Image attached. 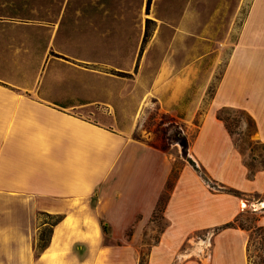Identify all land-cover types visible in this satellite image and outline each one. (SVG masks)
I'll use <instances>...</instances> for the list:
<instances>
[{
	"label": "crops",
	"instance_id": "1",
	"mask_svg": "<svg viewBox=\"0 0 264 264\" xmlns=\"http://www.w3.org/2000/svg\"><path fill=\"white\" fill-rule=\"evenodd\" d=\"M199 2L205 9L198 13L153 16L157 23L183 24L149 35L153 43L166 37L167 54H182V63L174 57L167 62V77L159 75L142 91L135 83L116 93L105 71L121 48L106 40L121 35L107 29V10L98 20L89 13L68 17L64 9L55 16L33 15L31 0H0V264H136L137 239L173 165L171 154L133 136V114L149 97L178 123L200 116L188 151L209 179L182 163L149 264L175 260L176 249L194 232L212 228L223 231L214 264L218 259L233 264V240L241 264L239 239L231 237L241 228L219 227L253 206L247 204L248 194L259 193L258 205L264 208V169L249 173L216 113L222 107L242 109L264 141V0H250L236 30V16L223 13V0ZM90 3L100 7L105 2ZM156 3L152 6L166 5ZM145 5L148 9L149 2ZM187 5L197 6L193 1ZM194 23L202 24L196 36L205 54L228 50L202 111L212 68L209 75L207 69L192 76ZM131 105L134 111L126 109ZM220 186L239 194L223 192ZM38 212L61 214L62 219L47 247L35 255ZM131 225V238L124 241Z\"/></svg>",
	"mask_w": 264,
	"mask_h": 264
},
{
	"label": "rangeland",
	"instance_id": "2",
	"mask_svg": "<svg viewBox=\"0 0 264 264\" xmlns=\"http://www.w3.org/2000/svg\"><path fill=\"white\" fill-rule=\"evenodd\" d=\"M92 1L105 3L99 7V3H90ZM158 1L164 2L166 5L162 6L160 4L161 6L159 7L155 5L152 6L153 2L157 4L156 2ZM190 1H193L194 4L196 3L197 6H188L187 4ZM147 2H149L148 9L145 5ZM249 2L250 0H223V13L229 16L235 14L236 16L234 18L235 30L240 25L247 11ZM31 3L33 15L47 13L48 16H55L60 10L64 9L68 17L75 16L78 13L82 15H87L89 13L93 18L96 16L98 20V16L104 13V10H107L105 12V15L109 16L107 17L108 20L106 23L107 29L112 30L114 33L113 35H116V32H118V35H121L120 38L118 36V38L112 37L106 40L111 42L113 47L119 46L121 48L120 55L111 56V60L109 61L111 63L110 68L105 71L110 74L109 76L113 81L112 88L116 93L126 87L129 90L132 89L135 83L140 85L142 91L144 88L143 85L151 84L154 78L157 80L159 75L163 76L164 74L165 78L167 77L166 75H168L169 66L167 62H171L175 57L167 54L168 40L164 36L165 39H160L153 43L149 35L155 33L158 29L165 30L169 28L172 31L174 26L182 27L183 24L157 23L153 18L155 14H159L161 17L166 18V15L171 14V12H174L176 15H181L189 11L198 13L199 10L205 9L204 6L201 7L199 0H31ZM237 4L239 5V9L238 12H235ZM146 20H149L147 28ZM66 26L71 27V24H66ZM201 26L202 24L200 23L192 24L193 52L191 55V63L196 66V69L192 72V76L194 77L196 74L202 75L207 69L208 75L212 71L208 81V88L203 97V103L200 109L202 111L209 103L215 91L218 79L226 63L228 50L227 52L225 51L224 54L219 55H216L213 51L205 54L206 48L199 42L200 38L196 36V34H201ZM145 31L148 36L146 40L143 41L142 36ZM212 32H215V29ZM176 42L178 43L179 40ZM209 42H212L214 45L216 44V42L213 41ZM140 45L143 47L141 48ZM175 58L177 63L178 61L179 64L182 63V54ZM209 69H211V71H209ZM61 89L65 90L67 86ZM133 90L136 92L139 88L135 87ZM78 92L79 90H75L74 95H80ZM150 98L151 97L147 98L146 103L136 108L137 110L133 114V126L135 128L133 136L147 140L157 145L159 148L160 145L165 146L167 149L163 152L171 154L173 164L177 167H181L182 163L186 162L182 160L180 146L173 144L167 145L161 137L163 128L170 121L169 118L163 116V114L168 113L159 111L158 104L153 98ZM131 107L132 105L128 106L126 109L128 111H134ZM220 109L221 108L217 110L216 115L220 114V117L225 120L227 127L231 131L229 135L232 138L233 145L235 144L233 147L242 156V161H245L251 169H264V141L259 140L252 119L251 123L247 115L240 112L242 109L226 108L224 111ZM174 120L179 125L181 132L184 130L186 138L190 143L198 129L200 116L197 114L190 123H178V120L175 118ZM164 195L165 190L160 197ZM260 199L261 195H259V193L255 192L248 194L246 197L247 204H253V206L245 207L239 212L237 217L239 223L245 228H250V230L245 231L236 228V231L231 234V237L239 239L241 264H264V242L261 240L262 237H259V231L254 230L251 237V229L255 228L257 224H264V208L258 205ZM162 211L163 209L161 211H156L154 209L153 213L145 221L143 230L135 246L136 264H149L150 252L153 246L158 243L160 234L166 225ZM222 232L223 231H218L217 228L194 232L176 249L175 260L170 258L163 264H214L217 255L216 241ZM132 233L133 225L129 226L125 231L123 236L124 241L129 240ZM248 238L250 240L248 245L249 250L245 253V243ZM219 246L220 248L224 247V241L221 239L219 240ZM225 250L226 248L222 249L223 252ZM230 253L233 257V264H239V245L234 240L231 244ZM248 255L251 257V262L248 260ZM216 264L223 263L218 259Z\"/></svg>",
	"mask_w": 264,
	"mask_h": 264
},
{
	"label": "trees",
	"instance_id": "3",
	"mask_svg": "<svg viewBox=\"0 0 264 264\" xmlns=\"http://www.w3.org/2000/svg\"><path fill=\"white\" fill-rule=\"evenodd\" d=\"M148 22L149 20H146V28H147ZM147 36L148 34L145 31L143 35V41L146 40ZM226 108L227 107H222L220 110L224 111V109ZM240 112L246 114L247 118L252 123L253 121V120L251 121L252 118L246 112H243V110H240ZM163 116L168 117L170 121L168 122V124H166V126L162 130V136H161L162 140L165 141L167 145L168 144L169 145L170 144L179 145L181 148L182 160H185V162H187L190 166H192L193 169L207 182L209 179L204 173V171L200 167H198L195 164V162L188 156V150H189L190 143L188 139L186 138V135L183 134V132H181L179 125L177 124V122H175L173 116L169 114H163ZM217 117L221 119L223 123L225 122V120L220 117V114H217ZM225 127L228 133L231 134V131L227 127L226 122H225ZM254 128H255V124H254ZM160 149L163 151H166L167 148L165 146L160 145ZM244 164L247 167L250 174L258 170V169L254 170V169L249 168L248 165L245 163V161H244ZM179 169L180 167H177L174 164L172 165L171 172L169 174V177L167 179L166 186H165V195L163 197H160V199L158 200L156 208H155L156 211H161L164 208L167 198L169 196V191L177 178ZM217 189L223 192H226V193L234 194V195L239 194L238 191H236L233 188L227 187V186H220ZM37 219L39 221V225H38L37 237H36L35 247H34L35 255H38L41 251H43L47 247V245L49 244L50 238H51L52 229L62 219V215L61 214H50L46 212H38ZM227 227H239L241 229L250 230V228H245L239 223L238 217H236L234 220L230 222L223 224L222 226L219 227V229H224ZM102 229L104 233H107V229L105 225L102 226ZM254 230L259 231L258 233L259 237H262L261 240H263L264 242V226L257 225L255 228L251 229L252 231L251 237L253 235ZM249 242L250 240L248 238L246 251L249 250L248 249ZM250 258H251L250 255H248V260L251 262Z\"/></svg>",
	"mask_w": 264,
	"mask_h": 264
},
{
	"label": "bare ground",
	"instance_id": "4",
	"mask_svg": "<svg viewBox=\"0 0 264 264\" xmlns=\"http://www.w3.org/2000/svg\"><path fill=\"white\" fill-rule=\"evenodd\" d=\"M229 259V258H228Z\"/></svg>",
	"mask_w": 264,
	"mask_h": 264
}]
</instances>
